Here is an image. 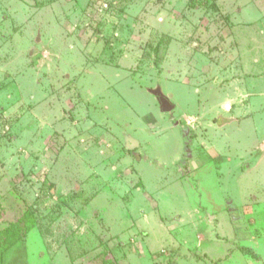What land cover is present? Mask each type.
Returning a JSON list of instances; mask_svg holds the SVG:
<instances>
[{"label":"rangeland","instance_id":"374dc122","mask_svg":"<svg viewBox=\"0 0 264 264\" xmlns=\"http://www.w3.org/2000/svg\"><path fill=\"white\" fill-rule=\"evenodd\" d=\"M28 209L0 264H264V0H0V226Z\"/></svg>","mask_w":264,"mask_h":264},{"label":"trees","instance_id":"16d2710c","mask_svg":"<svg viewBox=\"0 0 264 264\" xmlns=\"http://www.w3.org/2000/svg\"><path fill=\"white\" fill-rule=\"evenodd\" d=\"M28 212L29 209L24 211V214L16 216L14 220L7 221L8 225L0 226V258L1 254L23 239L24 235L36 225L33 213Z\"/></svg>","mask_w":264,"mask_h":264},{"label":"water","instance_id":"95a60500","mask_svg":"<svg viewBox=\"0 0 264 264\" xmlns=\"http://www.w3.org/2000/svg\"><path fill=\"white\" fill-rule=\"evenodd\" d=\"M172 95L168 94L167 97L161 96L159 98L161 106L163 111H171L172 109H174V105L172 103H170L169 98H171ZM133 147H137L138 143L137 142H132ZM130 146V143H129Z\"/></svg>","mask_w":264,"mask_h":264}]
</instances>
